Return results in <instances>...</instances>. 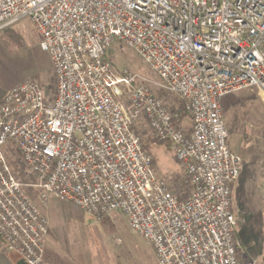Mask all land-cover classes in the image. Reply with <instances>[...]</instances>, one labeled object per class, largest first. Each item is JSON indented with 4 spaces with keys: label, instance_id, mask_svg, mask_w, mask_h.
<instances>
[{
    "label": "built area",
    "instance_id": "obj_1",
    "mask_svg": "<svg viewBox=\"0 0 264 264\" xmlns=\"http://www.w3.org/2000/svg\"><path fill=\"white\" fill-rule=\"evenodd\" d=\"M23 19L51 57L57 91L49 100L31 82L0 99L5 249L46 264L50 223L30 187L42 202L55 197L97 219L123 214L159 264H257L243 259L236 237L233 191L244 162L227 141L222 101L245 89L264 94V0H0V32ZM116 40L183 99L181 110L144 78L115 70L106 57ZM124 89L183 165L189 196L158 176L121 101ZM19 165L33 182L20 179ZM261 192L264 205V183Z\"/></svg>",
    "mask_w": 264,
    "mask_h": 264
},
{
    "label": "rangeland",
    "instance_id": "obj_2",
    "mask_svg": "<svg viewBox=\"0 0 264 264\" xmlns=\"http://www.w3.org/2000/svg\"><path fill=\"white\" fill-rule=\"evenodd\" d=\"M106 59L119 74L128 70L147 80L152 91L170 109L178 111L183 108L184 103L176 101L179 97L167 92L151 67L128 49L123 41L116 40L113 43ZM31 82L38 83L49 100L55 97L57 81L51 57L41 47V36L37 28L29 19H23L0 32V89ZM132 91L124 89L121 101L132 113L134 127L143 143L150 144L149 138L156 136L144 115L131 107ZM222 111L228 130L227 141L244 162L233 191V212L240 254L245 261L264 264V207L261 202L264 183V94L258 89H245L228 95L222 101ZM180 123L186 129H191L190 116L183 115ZM152 151L157 157L155 169L158 176L170 184L176 195L189 196L192 187L170 144H152ZM16 167L24 183L34 181L33 176L28 175L22 166ZM26 189L39 207L44 206L42 211L50 223L48 236L51 235L63 251L76 250L92 240L101 244L103 241L111 249H116L119 264H159L152 245L131 230L123 214L114 213L97 219L55 197L42 202L38 190L30 187ZM9 254L14 264L17 259H21L15 253ZM45 262L48 264L46 259Z\"/></svg>",
    "mask_w": 264,
    "mask_h": 264
},
{
    "label": "crops",
    "instance_id": "obj_3",
    "mask_svg": "<svg viewBox=\"0 0 264 264\" xmlns=\"http://www.w3.org/2000/svg\"><path fill=\"white\" fill-rule=\"evenodd\" d=\"M15 85L4 90L0 89V99ZM262 189V188H261ZM262 206V192H261ZM44 206L40 205L42 210ZM43 212V211H42ZM44 213V212H43ZM48 264H119L116 249H111L102 241L92 240L86 242L82 247L68 252L63 251L60 245L48 236L44 252ZM0 264H14L11 255L6 251L4 245L0 243Z\"/></svg>",
    "mask_w": 264,
    "mask_h": 264
},
{
    "label": "trees",
    "instance_id": "obj_4",
    "mask_svg": "<svg viewBox=\"0 0 264 264\" xmlns=\"http://www.w3.org/2000/svg\"><path fill=\"white\" fill-rule=\"evenodd\" d=\"M176 101L178 103H184L185 104V102L183 101V99H181L180 97L178 99H176ZM183 115H188V117H189V114L187 112H185L184 114H182V116ZM149 142H150V144H148V143L147 144H144L143 143V145H144L145 150L152 155V157H153V165H154V167H156L157 157H156L155 153H153V151H152V144L164 145L167 142L164 141V140H161V139H159L157 137H150L149 138ZM16 261H18V259Z\"/></svg>",
    "mask_w": 264,
    "mask_h": 264
},
{
    "label": "water",
    "instance_id": "obj_5",
    "mask_svg": "<svg viewBox=\"0 0 264 264\" xmlns=\"http://www.w3.org/2000/svg\"><path fill=\"white\" fill-rule=\"evenodd\" d=\"M16 264H27V263L23 259H20V260L17 261Z\"/></svg>",
    "mask_w": 264,
    "mask_h": 264
}]
</instances>
